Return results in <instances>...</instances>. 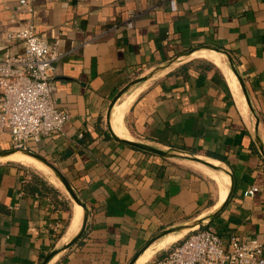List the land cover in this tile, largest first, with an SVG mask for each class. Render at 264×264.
I'll use <instances>...</instances> for the list:
<instances>
[{
    "label": "crops",
    "instance_id": "1",
    "mask_svg": "<svg viewBox=\"0 0 264 264\" xmlns=\"http://www.w3.org/2000/svg\"><path fill=\"white\" fill-rule=\"evenodd\" d=\"M169 1L46 0L30 12L20 0H0V56L22 51L8 36L30 21L62 53L54 96L70 120L63 133L28 148L56 163L89 219L83 237L48 264H129L162 231L205 219L225 201L230 184L226 190L198 163L134 149L116 141L107 125L113 99L130 82L205 46L233 57L253 110L240 107L224 71L207 57L224 56L203 50L132 87L125 129L116 114L113 128L119 137L225 167L235 181L231 198L197 228L225 241L234 235L264 241V157L257 143L259 137L264 147V0H176V12ZM130 15L133 29L124 26ZM9 150L4 132L0 152ZM25 166L0 159V264H41L76 234L69 232L75 213L64 210L72 209L69 198ZM252 187L258 193L245 196ZM186 232L153 243L147 251L165 239L170 245L147 264L165 258Z\"/></svg>",
    "mask_w": 264,
    "mask_h": 264
},
{
    "label": "built area",
    "instance_id": "2",
    "mask_svg": "<svg viewBox=\"0 0 264 264\" xmlns=\"http://www.w3.org/2000/svg\"><path fill=\"white\" fill-rule=\"evenodd\" d=\"M38 1L46 0L19 3L33 12ZM169 5L172 12L178 10L176 0H170ZM134 22L135 16L130 15L124 26L133 29ZM8 41L21 44L22 51L8 50L0 56V135L8 132L12 149H25L31 142L63 133L70 120V115L58 108L54 96L55 63L62 53L37 33L31 21L10 34ZM258 191V187H252L245 196L253 197ZM60 229L57 222L54 232ZM151 264H264V241L236 235L225 241L210 228H196L165 258Z\"/></svg>",
    "mask_w": 264,
    "mask_h": 264
},
{
    "label": "water",
    "instance_id": "3",
    "mask_svg": "<svg viewBox=\"0 0 264 264\" xmlns=\"http://www.w3.org/2000/svg\"><path fill=\"white\" fill-rule=\"evenodd\" d=\"M203 50L216 51V52L222 54L228 60L232 71L235 73V75L238 78V81H239L241 89H242V91H243V93L245 95V98H246V101L248 103V106L250 107V109L253 110L252 104L250 102V97L248 95L246 83H245L243 77L241 76L238 68L236 67V64H235V61H234L233 57L228 52L223 51V50L219 49L218 47L205 46V47H201V48H198V49L191 50V51H189L187 53H184L183 55H180L176 59H173V60L161 65L160 67L154 69L148 75H146L144 77L137 78V79L133 80L132 82H130L113 99V101H112V103H111V105L109 107L108 114H107V125H108V129H109V132H110L111 136L116 141H118L120 143L126 144V145H128L130 147H133L135 149H138L140 151H144V152H147V153H150V154H153V155H157V156H160V157H164V158L181 157V158H184L186 160H189V161H192V162H195V163H198V164H202V165H204V166H206L208 168H211V169H213V170H215L217 172L227 173L228 175H230V177L232 179L229 195H228L226 201L219 208H217L211 215H209L205 219L192 221L191 223H187L185 225H181V226H178V227H175V228H172V229L164 230L161 233H159L158 235H156L155 237H153L145 245V247H143V249H141L135 255V257L131 260V262L129 264H136V262L140 258V256L153 243H155L156 241L160 240L161 238H163L165 236H168L170 234L183 233L185 231H191V230H193V229H195L197 227L202 226L206 222H209L212 219H214L221 211H223V209L227 205V203L230 200L231 195L233 193L234 186H235V181H234L232 173L230 171H228L225 167H222V166L220 167V166L214 165L213 163L207 161L206 159H204L202 157H199L197 155H194L192 153L182 152L181 153L182 155H177L176 153L169 152V151H164V150L155 148L153 146L147 145V144L142 143V142L130 141V140H127V139H122V138L118 137L115 134V132L113 131L112 126H111L113 110H114L116 104L119 102L121 97L123 95H125L132 87H134V86H136V85H138L140 83H143V82L151 79L152 77H154L158 73H161V72L173 67L174 65L178 64L180 61H185V60L189 59L194 53H196L198 51H203ZM257 143L259 144L260 150H261L262 155L264 157V147H263V144H262V142H261L259 137L257 138ZM14 154L26 155V156H29V157L37 160L38 162L44 164L47 168H49L50 171H52V173L64 185V187L66 188L67 192L69 193V195L71 196L73 201L83 208V218H82V223L80 225L79 230L77 231V233L72 237V239L68 243H66L63 247L55 249L54 251H52L47 257H45V259L41 263V264H48L55 256H57L62 251L73 247L83 237V235H84V233L86 231V228H87V224H88L89 209H88L87 204L79 197L78 193L76 192V190L74 189V187L72 186L71 182L68 180L66 175L53 162H51L46 157L40 155L39 153H37V152H35V151H33V150L29 149V148L12 149V150H9V151L0 152V159L8 158V157H10V156H12Z\"/></svg>",
    "mask_w": 264,
    "mask_h": 264
},
{
    "label": "bare ground",
    "instance_id": "4",
    "mask_svg": "<svg viewBox=\"0 0 264 264\" xmlns=\"http://www.w3.org/2000/svg\"><path fill=\"white\" fill-rule=\"evenodd\" d=\"M204 52V51H203ZM208 52H212V51H208ZM216 52V51H214ZM200 53V52H199ZM218 53V52H217ZM196 54V53H195ZM193 54V55H195ZM192 55V56H193ZM209 59H211L213 62H215L218 67L220 69H222L232 87V91L235 92L234 95H236L237 97V100H238V103L240 105V107L243 109V110H246L247 109V102H246V98L244 97L245 95L242 93V90H241V86L237 83V79H234L232 77V74L234 73L233 71H231L232 69L228 68L227 64H225L224 60H222L221 56L218 55V54H211V55H208L207 56ZM233 72V73H232ZM235 74V73H234ZM237 77V76H236ZM233 92V93H234ZM133 94V93H132ZM134 95V94H133ZM136 96V94L134 95ZM134 96H128L124 99H122L119 103L116 104L115 108H114V115L116 114V118H117V122L125 129V117H126V114L128 113L130 107H131V104L133 102V99H134ZM111 126H112V129L114 131V128H113V124H112V120H111ZM115 134L119 137L118 133L116 131H114ZM122 139H127V140H130V141H133L132 139H128V138H124V137H120ZM10 160L11 161H14V162H17V163H21L23 165H26V166H31V167H35L36 169H38L39 171L43 172L44 174H50L53 176V179L54 181L56 182L57 179L55 177V175L52 173V171L49 170V168H47L44 164L38 162L37 160L29 157V156H26V155H22V154H14L12 156H10ZM208 161V160H207ZM211 163H213L214 165L216 164H219L217 162H214V161H209ZM220 165V164H219ZM195 167H197L198 169L202 170L203 173H205L206 175L208 176H212V175H215L216 178L218 179V181L224 186V188L227 190L228 187H229V184L231 186V183H232V179L231 177L229 178L230 175H228L227 173H224V172H217L213 169H210L206 166H202L200 164H196ZM194 167V168H195ZM36 171V170H35ZM200 172V171H199ZM44 176V175H43ZM47 176V175H46ZM57 183V182H56ZM60 184H62L60 181H59ZM56 186V185H55ZM230 191V189H229ZM229 194V192H228ZM228 194L225 198V201L228 197ZM223 200V196L221 195V201ZM224 201V202H225ZM223 202V203H224ZM222 203V204H223ZM78 205V204H77ZM75 206V211H79V207H81L80 205L78 206ZM82 209V212H81V217H80V223L78 221V219L74 216L73 217V221H72V225H71V233H77V231L79 230L80 228V225L82 223V218H83V208L81 207ZM187 233V232H186ZM180 236V235H179ZM172 240V239H171ZM178 240V237H175L173 238V242ZM172 242V243H173ZM170 242L168 241V239H165L163 240L156 248L152 249V250H149V251H145V253L143 255L140 256V258L137 260L136 264H147V262L150 261V259L154 256V254L157 253V251L161 248H167L168 247V244ZM170 245V244H169Z\"/></svg>",
    "mask_w": 264,
    "mask_h": 264
},
{
    "label": "rangeland",
    "instance_id": "5",
    "mask_svg": "<svg viewBox=\"0 0 264 264\" xmlns=\"http://www.w3.org/2000/svg\"><path fill=\"white\" fill-rule=\"evenodd\" d=\"M211 54H216V53H211ZM211 54H209V55H211ZM204 55V54H203ZM223 60H224V62H225V64H227V66H228V68H230L231 69V67H230V65H229V63H228V60L224 57L223 58ZM233 73V72H232ZM232 77L234 78V79H237L236 78V76L234 75V74H232ZM237 83L238 84H240L239 82H238V79H237ZM241 88V87H240ZM242 90V89H241ZM235 93V92H234ZM242 93H243V91H242ZM128 95H130V94H128ZM126 96L127 95H123V97H121V99H120V101L122 100V99H124V98H126ZM119 101V102H120ZM28 148V147H27ZM35 152H37V151H35ZM49 160V159H48ZM50 161L51 162H53L51 159H50ZM54 163V162H53ZM192 163H195V162H192ZM55 165H56V163H54ZM57 166V165H56ZM220 166H222V165H220ZM25 167H27L28 169H30L33 173H35V174H37V175H39L40 177H42L43 179H45L48 183H50L51 185H53V186H55V187H57L58 189H60L68 198H69V200H70V202H71V205H72V212H73V214H74V216H76V214H77V212L75 211V206H76V203L73 201V199L71 198V196L69 195V193L67 192V190H66V188L64 187V185L63 184H60L59 183V180H58V178L56 177V179H57V183L54 181V179H53V176L52 175H50V174H44L43 172H41V171H39L38 169H36L35 167H31V166H25ZM223 167V166H222ZM36 170V171H35ZM44 175V176H43ZM47 175V176H46ZM79 211H80V209H79ZM80 213H78V215H79ZM192 231V230H191ZM190 231H187V233H189ZM159 233V232H158ZM157 234V233H156ZM175 234H181V233H175ZM183 235V237H184V235L186 236L187 234L186 233H184V234H182ZM163 241V240H162ZM161 241V242H162ZM177 241V240H176ZM160 244V243H159ZM159 244H155L154 246H153V249H154V247H157ZM150 250H152V249H150Z\"/></svg>",
    "mask_w": 264,
    "mask_h": 264
},
{
    "label": "trees",
    "instance_id": "6",
    "mask_svg": "<svg viewBox=\"0 0 264 264\" xmlns=\"http://www.w3.org/2000/svg\"><path fill=\"white\" fill-rule=\"evenodd\" d=\"M134 149H135V148H134ZM39 181H40V180H39ZM30 184H31V182L28 183V184L26 185V189L29 187ZM64 210H66L67 212H70V213H71V211H72V209H71L70 206H66V207H64Z\"/></svg>",
    "mask_w": 264,
    "mask_h": 264
}]
</instances>
